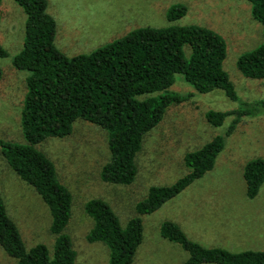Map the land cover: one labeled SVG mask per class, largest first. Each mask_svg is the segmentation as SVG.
<instances>
[{
	"label": "rangeland",
	"instance_id": "rangeland-1",
	"mask_svg": "<svg viewBox=\"0 0 264 264\" xmlns=\"http://www.w3.org/2000/svg\"><path fill=\"white\" fill-rule=\"evenodd\" d=\"M47 4L57 25L55 45L67 57L88 54L143 27L177 25L210 29L225 43L222 67L238 98L231 101L222 91L197 93L177 76L167 93L185 99L169 105L160 122L144 137L135 159V178L125 186L101 181V168L110 157L108 135L92 122L77 120L69 135L48 138L36 146L53 163L59 182L72 195L70 219L63 234L69 237L75 251L74 264L108 263L107 247L85 239L93 226L85 212L89 200H103L117 216L121 227H125L129 219L137 216L136 204L146 198L151 187L171 186L184 177L189 172L184 157L218 136L224 138V147L212 170L155 212L140 216L143 240L133 264H184L187 261L186 251L160 236L164 222L177 224L191 241L205 248H221L232 253L239 252L230 250L248 249L250 246L243 238L253 235L252 239L258 240L260 232L253 228L248 229L249 233L246 231L248 213L245 211L250 206L251 210L261 212L264 219V184L254 200H249L243 170L253 160H264V110L258 115L239 118L228 136L226 132L235 116L227 117L222 126L213 127L206 115L208 112L244 111L264 100V79L245 78L236 65L241 54L264 41L263 27L252 18L250 3L246 0H47ZM175 6L185 7L186 11L170 23L166 12ZM25 19L22 9L13 0L1 1L0 45L8 56L0 59V143L25 144L20 111L27 73L12 66V58L24 43ZM0 196L25 249L28 251L41 244L52 250L55 237L51 233L48 207L35 190L8 167L1 146ZM257 248L264 250V243ZM0 264H16L1 247Z\"/></svg>",
	"mask_w": 264,
	"mask_h": 264
},
{
	"label": "trees",
	"instance_id": "trees-1",
	"mask_svg": "<svg viewBox=\"0 0 264 264\" xmlns=\"http://www.w3.org/2000/svg\"><path fill=\"white\" fill-rule=\"evenodd\" d=\"M13 1L26 18L22 49L12 58L14 69L27 73L20 111L25 144L1 142V153L8 167L48 207L55 239L52 250L39 244L27 251L0 196V247L16 264H74L75 251L69 237L63 234L70 219L72 195L59 182L53 163L36 146L48 138L69 135L77 120L92 122L108 135L110 157L101 168V181L125 186L135 178V159L144 137L160 122L169 105L185 99L167 93L177 76L197 93L222 91L231 101L238 98L222 67L225 43L210 29L177 25L143 27L88 54L67 57L55 45L57 25L47 10V0ZM246 1L251 5L252 18L262 25L264 37V0ZM185 11L181 6L169 8L167 21H176ZM7 56L0 45V59ZM236 65L243 77L263 80L264 41L241 54ZM1 77L0 68V80ZM263 110L264 100L244 111L208 112L206 118L213 127H220L227 117L235 116L226 132L228 136L239 118L258 115ZM223 147L224 138L218 136L188 153L184 162L189 172L171 186L151 187L146 198L136 204L137 216L129 219L125 227H121L107 203L89 200L85 212L93 226L85 236L86 241L107 247V264H133L143 240L140 216L155 212L212 170ZM243 179L246 197L254 199L264 184V160L246 164ZM160 236L188 253L184 264H264V250L232 253L205 248L191 241L172 222L162 224Z\"/></svg>",
	"mask_w": 264,
	"mask_h": 264
},
{
	"label": "crops",
	"instance_id": "crops-1",
	"mask_svg": "<svg viewBox=\"0 0 264 264\" xmlns=\"http://www.w3.org/2000/svg\"><path fill=\"white\" fill-rule=\"evenodd\" d=\"M252 200V199H249ZM254 200V199H253ZM247 210H242L245 211L247 214V218L245 221L246 224V231L249 233L248 229L253 228L254 230H258L260 232V238L258 240H253L252 236L247 235L245 238H243L246 243H248L250 246L248 249H239V250H230V251H238V252H243V251H262V249H258L257 247L264 243V219L262 218V213L259 212L258 210H251L250 206H248ZM236 210V209H235ZM236 241V240H233ZM231 243V241H230ZM242 247L241 245H238Z\"/></svg>",
	"mask_w": 264,
	"mask_h": 264
}]
</instances>
